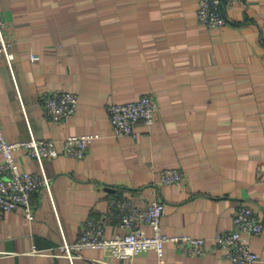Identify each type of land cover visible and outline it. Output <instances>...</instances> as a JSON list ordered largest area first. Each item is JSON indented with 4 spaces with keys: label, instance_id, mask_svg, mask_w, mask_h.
I'll list each match as a JSON object with an SVG mask.
<instances>
[{
    "label": "crops",
    "instance_id": "0c3cea01",
    "mask_svg": "<svg viewBox=\"0 0 264 264\" xmlns=\"http://www.w3.org/2000/svg\"><path fill=\"white\" fill-rule=\"evenodd\" d=\"M197 1L0 0L11 53V68L0 54L4 137L91 136L82 158L44 159L50 191L31 194L33 219L20 208L0 214V264H71L63 238L75 241L89 221L102 222L105 236L120 233L112 201L152 198L165 205L164 231L204 237V254L174 241L161 258L152 249L130 259L81 247L73 264H229L214 235L233 225L241 204L262 223L249 242L254 264H264V0L224 2L218 28L197 20ZM63 90L77 94V106L54 122L40 97ZM147 93L154 122L117 134L108 105ZM15 156L38 171L25 150ZM164 168L181 180L163 182Z\"/></svg>",
    "mask_w": 264,
    "mask_h": 264
},
{
    "label": "built area",
    "instance_id": "2783aa9c",
    "mask_svg": "<svg viewBox=\"0 0 264 264\" xmlns=\"http://www.w3.org/2000/svg\"><path fill=\"white\" fill-rule=\"evenodd\" d=\"M235 0H198L196 18L203 25L211 28L222 27L227 19L223 4ZM0 54H3L11 68V53L9 43L3 33V23L0 20ZM37 56L32 55V58ZM41 104L45 113L54 121L60 122L74 113L78 102L76 93L68 90L60 92H44ZM157 104L152 94H142L137 99L124 102H112L108 105V116L114 131L119 134L134 135L135 123L141 121L150 126L155 120ZM91 142V136L86 134H71L61 141L50 137L38 138L32 133L26 140L8 141L2 132L0 124V214L20 208L28 220L33 219L34 211L31 205V194L39 187L50 191V181L44 168V159L57 156L63 152L69 157L82 158ZM18 149L25 150L33 157L39 166L38 171L31 172L21 169L15 153ZM181 171L177 168H164L161 179L165 183L181 180ZM117 206L120 233L111 236L104 235L102 222L89 221L79 236L73 242L62 239L59 247L71 264L78 255L76 249L92 247L103 249L118 258H132L135 254L152 249L161 258L167 241L187 243L188 251L202 255L206 251V241L201 236L168 235L163 229L164 203L150 199L145 205L138 206L126 201H112ZM233 225L227 230H220L214 235L216 245L226 251L229 264H254L258 258L250 245V237L262 230L253 209L245 204L237 207ZM148 227V231L143 226Z\"/></svg>",
    "mask_w": 264,
    "mask_h": 264
}]
</instances>
